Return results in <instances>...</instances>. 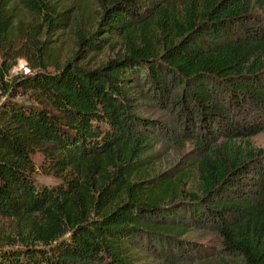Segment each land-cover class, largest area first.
Wrapping results in <instances>:
<instances>
[{
  "label": "trees",
  "instance_id": "trees-1",
  "mask_svg": "<svg viewBox=\"0 0 264 264\" xmlns=\"http://www.w3.org/2000/svg\"><path fill=\"white\" fill-rule=\"evenodd\" d=\"M87 1L99 15L79 47L114 37L120 51L92 68L39 61L8 83L17 7L46 29L72 16L0 0V93L33 99L0 100V215L36 231L0 246V264H264V0ZM167 139L188 143L191 167L151 172ZM35 153L57 183H36ZM195 229L221 249L183 238Z\"/></svg>",
  "mask_w": 264,
  "mask_h": 264
},
{
  "label": "rangeland",
  "instance_id": "rangeland-1",
  "mask_svg": "<svg viewBox=\"0 0 264 264\" xmlns=\"http://www.w3.org/2000/svg\"><path fill=\"white\" fill-rule=\"evenodd\" d=\"M56 3L59 10L69 8L67 15L72 17L64 19L59 27L50 29L44 27L39 16L21 6L17 7L14 31L10 35L8 45L16 50L15 54L18 56L15 59L12 57L9 61L13 65L4 75V80L8 83L16 77L33 73V66L39 61H42L47 70H53L55 65H62L68 60L79 67L92 68L114 57L120 51L121 43L114 37L96 51H87L85 45L79 47L77 34L95 29L99 15L97 5L87 0H75L74 3L71 0H57ZM5 99H11L17 103L33 101L30 96L24 94L22 89L11 90L6 94L0 93V100ZM138 112L147 117H161L160 112L156 110L142 111L139 109ZM253 142L256 146L264 148V131L257 133L253 137ZM188 147V143L182 148L180 144H172L169 139L167 142L162 141L157 144L155 150L159 152V155L151 166V172H163L172 168L182 170L191 167L192 157L186 154ZM42 159L39 153L32 155L35 166L33 178L36 183L38 185L57 183L56 177L46 173L40 167ZM34 228L29 220L0 215V246L20 245L25 239L34 238L36 235ZM183 238L196 243L202 253H213L221 249L219 237L213 232L195 229ZM142 264L160 263L153 258H144Z\"/></svg>",
  "mask_w": 264,
  "mask_h": 264
}]
</instances>
